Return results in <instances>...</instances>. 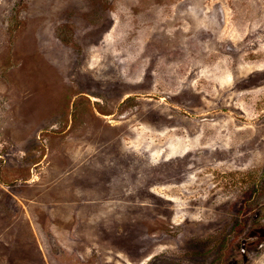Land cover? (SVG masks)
Masks as SVG:
<instances>
[{
	"label": "rangeland",
	"instance_id": "374dc122",
	"mask_svg": "<svg viewBox=\"0 0 264 264\" xmlns=\"http://www.w3.org/2000/svg\"><path fill=\"white\" fill-rule=\"evenodd\" d=\"M0 264H264V0H0Z\"/></svg>",
	"mask_w": 264,
	"mask_h": 264
}]
</instances>
